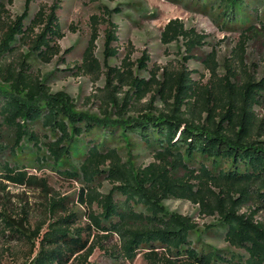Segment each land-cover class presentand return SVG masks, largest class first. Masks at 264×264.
I'll return each instance as SVG.
<instances>
[{
	"label": "trees",
	"instance_id": "obj_1",
	"mask_svg": "<svg viewBox=\"0 0 264 264\" xmlns=\"http://www.w3.org/2000/svg\"><path fill=\"white\" fill-rule=\"evenodd\" d=\"M23 1L21 14L13 17L0 3V157L5 158L0 178L40 189L46 203L43 218L33 228L26 210L15 218L0 212V237L26 246L24 264H88L93 250L103 249V239L113 235L118 245L105 252L123 262L141 254L146 264H264V224L254 220L255 211L239 213L247 203L264 209V142L253 139L264 124L255 113L264 103V73L257 78L244 64L246 38L257 32L246 25V0H217L212 9H218L225 26L240 20L245 32L234 51L237 62L226 61L223 76L210 55L205 84L194 81L184 63L149 69L146 52L135 62L128 56L121 66H109L108 59L118 52L112 47L118 42L117 26L110 17L121 11L92 16L81 63L64 71L93 81L104 77L94 95L99 115L76 111L66 92L51 93L32 73L29 60L49 64L58 57L63 62L72 49L60 55L59 0L39 6L32 17L33 0ZM100 23L106 25L102 66L94 56ZM260 28L264 31V24ZM160 39L163 45L181 40L189 54L202 46L205 36L174 19L164 26ZM135 65L147 72V79L134 74ZM148 95V102L140 105ZM132 111L136 117L128 115ZM130 136L153 153L145 167L124 161L109 145L119 138L128 142ZM25 150L33 151L36 166L80 181L78 202L99 208L86 215L87 225H78V214L67 209L68 198L57 196L46 178L28 175L22 163L7 160ZM67 162L72 166L66 168ZM100 178L111 183L107 194L97 190ZM170 198L197 206L201 216L216 217L203 232L223 233L228 245L245 255L197 247L191 239L197 224L169 212L163 201Z\"/></svg>",
	"mask_w": 264,
	"mask_h": 264
},
{
	"label": "rangeland",
	"instance_id": "obj_2",
	"mask_svg": "<svg viewBox=\"0 0 264 264\" xmlns=\"http://www.w3.org/2000/svg\"><path fill=\"white\" fill-rule=\"evenodd\" d=\"M52 1L33 0L30 7L31 17L39 6L49 5ZM59 2H61V9L57 15L63 34V37L57 41L61 49L60 55L63 56V52L69 48L72 50L63 56V62L58 57L49 64L29 60L31 71L44 81L51 93L66 92L73 99L76 111L91 115H99V102L96 101L94 95H98L97 89L103 87L104 77L101 76L97 81H93L88 75L75 76L64 70L66 67L72 68L81 63L91 34L92 16L103 18L104 11L114 9L121 11L120 14L110 17V21L117 26L118 42L112 47L117 48L118 52L116 57L108 59L107 64L109 66H121L123 59L128 56L130 61L135 62L146 52L150 59L147 65L149 69L152 66L170 65L178 68L184 63L187 70L192 72V79L201 84H205L210 77L207 67L208 58L211 54L215 56V62L218 65L217 73L220 77L226 72L224 65L226 61L237 62L235 49L241 34L245 32L241 28V25L244 24L240 20L229 26L223 24L222 17L218 16V9L212 10L216 6L217 0H59ZM0 3L5 5L12 17L21 14L24 5L23 0H14L12 4H8L7 0H0ZM246 3L249 5L248 9L244 10L246 25L251 24L257 28V32L246 38L244 64L250 73L259 78L264 73V31L260 28V25L264 24V3L259 2V0H246ZM174 19L181 21L186 29H194L196 33L204 35L205 39L202 46L194 48L188 54L181 40L163 45L160 39L161 32L164 26ZM105 29L106 25L100 23L94 49V56L101 66L104 55ZM186 59L187 61H185ZM133 71L136 76L148 78L147 72L139 71L136 65ZM148 100L149 95L140 101V105L147 103ZM154 105L161 108L159 102ZM255 113L264 120V103L255 108ZM128 115L136 117V112L132 111ZM35 129L43 133L39 128ZM253 139L264 142V124L255 130ZM109 145L118 150L124 161H130L135 167H145L153 161L152 151L136 136H130L128 142L119 138L113 140ZM34 158L32 150H25L18 153L16 159L8 157L7 160L10 164H13L15 160L22 163L26 166L25 170L28 175L46 178L49 188L57 196L68 198L67 209L78 214V225L82 227L87 225L86 215L90 210L98 213L99 208L93 204L89 209L78 202L76 196L82 187L80 181L63 177L53 169L45 168V166H36ZM4 159V157H0V161ZM71 166L69 162L65 163L66 168ZM0 177H2L1 172ZM98 183L100 186L97 190L101 194H107L111 189V183L103 178H100ZM115 200L121 201L122 197L115 196ZM45 203V194L40 189L34 186L16 185L0 178V212H5L8 216L15 218L21 215L22 210H26L29 215L30 228H33L36 222L43 218ZM163 205L169 212L188 216L197 224L198 232L191 238L197 247L203 244L230 253L245 255L243 250L230 247L224 240L223 233L203 232L204 227L216 223V217L201 216L198 207L186 200L170 198L163 201ZM253 211H255L254 220L264 224L263 208H257L256 205L247 203L240 208L239 213L250 214ZM1 228L2 225H0ZM117 245L118 238L116 235L107 240L103 239V249L96 247L88 259V264H146L141 254L132 262H123L120 259L111 258L105 250H113ZM9 248L10 250H8ZM26 250L24 244L8 243L0 237V264H24Z\"/></svg>",
	"mask_w": 264,
	"mask_h": 264
}]
</instances>
